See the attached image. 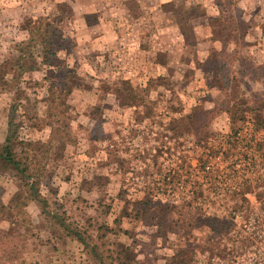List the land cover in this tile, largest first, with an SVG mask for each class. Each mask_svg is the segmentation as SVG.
<instances>
[{
  "label": "rangeland",
  "instance_id": "1",
  "mask_svg": "<svg viewBox=\"0 0 264 264\" xmlns=\"http://www.w3.org/2000/svg\"><path fill=\"white\" fill-rule=\"evenodd\" d=\"M12 104L13 150L106 264H264V188L219 201L257 157L245 120L264 149V0H0V145ZM190 181L208 202L183 200ZM25 195L0 161V231L34 233L23 264H96Z\"/></svg>",
  "mask_w": 264,
  "mask_h": 264
},
{
  "label": "trees",
  "instance_id": "2",
  "mask_svg": "<svg viewBox=\"0 0 264 264\" xmlns=\"http://www.w3.org/2000/svg\"><path fill=\"white\" fill-rule=\"evenodd\" d=\"M16 110V106L12 104L8 111L6 134L3 143L0 145V161L7 167L13 169L24 180L26 195L20 203L25 205L30 201L37 202L41 207V214L48 220L57 224L67 233L73 234L83 245L85 252L93 258L96 264H106L99 247L89 240V236H84L79 229L73 227L62 215L49 211L48 202L42 197L39 191L40 181L37 165L32 164V160L28 157L20 159L13 150L12 143L17 137L18 130V124L15 122ZM9 209L10 207L8 205L0 203V223ZM33 234V232L28 233V230L27 232L25 230L23 233L13 232L11 230H6V232L0 231V264H23L26 241L29 237L33 236Z\"/></svg>",
  "mask_w": 264,
  "mask_h": 264
},
{
  "label": "built area",
  "instance_id": "3",
  "mask_svg": "<svg viewBox=\"0 0 264 264\" xmlns=\"http://www.w3.org/2000/svg\"><path fill=\"white\" fill-rule=\"evenodd\" d=\"M258 134L259 132L255 129L254 124L250 120H245L243 122L242 128L239 129L237 132H235L234 140L235 143H237V146L241 145L242 148H249L248 151L253 153V156H257L256 159H253L251 163H248V165H245L242 167V174L240 175L239 165L235 164L234 168L237 170L236 172L239 174L235 175V179L238 180V183L233 185L230 184L226 185V182L220 181L221 175L223 173V170L220 165L221 164H212L210 161H204L201 165H199L198 168H200V171L202 172V182L200 183V186L202 188L207 189L206 185L208 184L209 188L215 189L218 184L221 186L219 191H223V186H226L228 188V196L225 198L219 199V201H227L229 202L232 198H235L236 192L239 190L240 184L247 185V187H250L252 189H262L264 188V149L259 150L255 149L257 140H258ZM220 155H222L223 151H219ZM218 154V155H219ZM226 167V166H225ZM197 170V169H196ZM239 175L241 177H239ZM185 185V183H184ZM181 183H178V186L180 188L188 186V194L183 199L184 201H191V199H196L199 203L202 202H208L209 199L206 197V195H202V198L200 195L198 196V188L199 185L195 182H189L186 186H184ZM210 185L212 187H210ZM200 188V191L202 193H205L206 190ZM194 194V195H193ZM252 194V197H249L251 201H258V198L256 196V192H248V195ZM192 195V197H191ZM228 198V199H227ZM231 198V199H230ZM230 199V200H229Z\"/></svg>",
  "mask_w": 264,
  "mask_h": 264
}]
</instances>
